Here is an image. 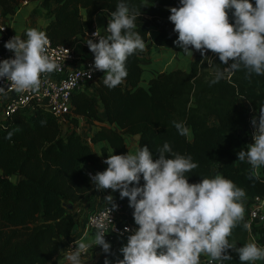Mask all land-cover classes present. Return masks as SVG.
Returning <instances> with one entry per match:
<instances>
[{"label": "trees", "instance_id": "obj_1", "mask_svg": "<svg viewBox=\"0 0 264 264\" xmlns=\"http://www.w3.org/2000/svg\"><path fill=\"white\" fill-rule=\"evenodd\" d=\"M22 1L0 0V15H14ZM250 2L254 5L255 0ZM116 3L41 0L33 12L42 13L47 20L44 32L53 44H69L93 28L96 15L110 18ZM129 3L140 8L136 30L146 39L147 48L128 57V75L122 84L109 89L100 77L93 91L86 90L88 85L75 91L66 129L44 109L32 113L18 110L0 119V264H57L72 242L84 209L94 205L101 194H111L116 204H122L121 218L137 226L128 199H121L118 191H96L86 175L87 168L82 166L89 163L96 172L104 171L107 165L92 146H97L103 161L109 154H126L128 139L135 134H139L138 140L133 139L137 147L147 145L153 159L165 141L173 151L191 155L199 167L187 174L189 183L199 182L200 176L211 178L216 166L220 174L246 190L245 212L254 196H264V171L254 173L236 155L248 144L250 109L258 115L264 106V76L253 74L248 79L241 70L210 86L217 68L224 65L214 53L209 58L211 51L207 58L196 51L188 70H165L143 84V63L152 44L184 54L173 44L178 34L165 8L178 7L179 0ZM229 22H233L232 10ZM151 30L155 33L148 41L146 34ZM80 118L89 127L95 125L89 130V141L77 130ZM174 120L186 124L187 136L177 133L171 123ZM17 127L20 131L11 140L5 139L8 131ZM232 233L230 240L237 247L247 242L243 223ZM229 254L232 260L223 264H241L236 253L229 250Z\"/></svg>", "mask_w": 264, "mask_h": 264}, {"label": "clouds", "instance_id": "obj_2", "mask_svg": "<svg viewBox=\"0 0 264 264\" xmlns=\"http://www.w3.org/2000/svg\"><path fill=\"white\" fill-rule=\"evenodd\" d=\"M169 12L168 20L178 34L173 41L176 47L191 55L190 49H194L205 58L211 51L227 65L217 68L210 86L226 73L241 70L248 79L253 74L264 76V0H255L254 5L250 0H179V6ZM140 15V8L131 6L129 0H117L104 34L95 30L85 42L93 54L92 67L104 73L102 82L109 89L126 79L128 57L147 48L146 39L136 30ZM49 46L46 33L36 28L9 38L4 48L13 56L0 60V79L8 82L7 89L0 86V94L38 92L41 75L61 69L49 54ZM171 123L180 136L189 134L183 121ZM250 124L252 143L236 155L255 172L264 166V106ZM18 131V127L8 131L5 139L11 140ZM156 153L158 157L153 159L148 146L139 145L134 152L109 154L102 161L107 165L104 171L88 173L96 191H118L133 209L138 228L125 227L120 233L131 232L119 250L123 259L116 264H201L202 255L209 258L207 264H223L232 260L229 250L237 254L241 264L264 260V247L254 239L239 247L230 240L232 230L241 223L245 230L251 228L245 221V189L219 172L213 178L200 176L199 182L189 183L187 174L199 167L191 155L173 151L167 141ZM104 200L109 207L102 219L94 222L96 233L88 242L84 238L73 241L64 257L67 264H83L82 255L97 246L106 254L104 264H110L107 254H111V245L105 240V230L112 225L111 213L118 205L111 194Z\"/></svg>", "mask_w": 264, "mask_h": 264}, {"label": "built area", "instance_id": "obj_3", "mask_svg": "<svg viewBox=\"0 0 264 264\" xmlns=\"http://www.w3.org/2000/svg\"><path fill=\"white\" fill-rule=\"evenodd\" d=\"M28 1L21 2V6H24ZM20 6V7H21ZM108 17L105 18L103 30L98 29L96 26L90 31H86L84 34L75 38L69 44H53L50 41L49 54L53 56L58 64L61 65V69L52 73H44L41 75V86L38 92H25L16 93L15 91H8L7 95L0 94V119H5L12 113L18 110H22L26 113H32L38 109H44L52 113L59 121L60 124L68 122L66 116L70 113L71 97L75 91L83 90L87 85L96 83L97 79L103 77L104 73L97 71L92 67L93 54H87L86 50H89L86 45L87 38H91V33L95 30L104 34V28L107 26ZM21 35L13 30L11 24L0 17V60L8 59L13 54L4 48V43L14 35ZM22 36V35H21ZM214 54L210 52L209 58H213ZM227 67V65H224ZM231 74H225L226 78H229ZM8 82L4 79H0V86H5L7 89ZM251 115L247 124V136L248 144L252 143L253 128L250 124L251 118L256 115L253 109H250ZM65 125V124H64ZM90 131L87 134V141L90 139ZM250 166V165H249ZM251 167V166H250ZM86 175L90 184V177L88 173L95 175L93 170H86ZM254 172V171H253ZM260 168L255 170L254 173H259ZM93 186V185H92ZM93 188H95L93 186ZM104 196V195H103ZM117 210L111 213L112 225L108 224L105 230V240L109 243L116 242L119 239L127 238L129 233H124L123 229L128 227L129 229L138 228L135 225L130 224L125 219L121 218L122 204L118 203ZM109 205L106 201H103L98 207L92 209L85 218V226L87 229L94 230L97 228L95 221L102 219L103 213L107 210ZM264 196H254L248 204L245 212V221L251 225L250 231L247 230V241L255 240L256 243L264 247V239L259 240L254 235V229L260 230L264 237ZM72 245V244H70ZM123 259V258H122ZM208 257L204 258V262L207 264ZM213 264L217 262L213 261Z\"/></svg>", "mask_w": 264, "mask_h": 264}, {"label": "rangeland", "instance_id": "obj_4", "mask_svg": "<svg viewBox=\"0 0 264 264\" xmlns=\"http://www.w3.org/2000/svg\"><path fill=\"white\" fill-rule=\"evenodd\" d=\"M36 3L41 4V0H38V2H35V4L26 6V9H24L26 11L24 12V15L22 18H19V15L23 9L17 13L18 15H17L16 19H19V20H21V19L25 20L26 19V22L22 23L23 25H25L26 29L36 28L38 30H41V26L39 24V21L43 20V16H42L43 14L33 12V9H34ZM33 5H34V7H33ZM20 6H21V3H20ZM21 7L25 8L23 6H21ZM7 16H2V18L7 21V19H6ZM0 17H1V15H0ZM104 21H105V19H104ZM13 23L14 24H21L19 21L18 22L15 21V22L10 23L12 27H14ZM103 25H104V23L99 28L100 30H103ZM14 29L18 30L19 28L14 27ZM26 29L21 33L22 36H23L24 32L26 31ZM189 56H190V54L178 53V52L173 51L172 49H165V48L159 49L157 51V53H155V56L153 57V59H150V58L146 59L145 58L146 60L143 63V75L146 76V70L150 69V67L155 71V70H160L164 67L167 68V70H170L173 68L186 66L188 63ZM158 63H159V65H158ZM95 86H96V83H92L86 87V90L87 91H93ZM68 125H69V121L68 122L66 121L65 123L61 124L63 129H66L68 127ZM77 128H78L77 130H79V132L82 133L84 138L87 139V137H88L87 134L90 130L89 124L80 118L79 119V126ZM134 142L135 141L133 140V138H130L128 140V144H129L128 147H129L130 151H132V144ZM92 169L93 168L91 166H89V167L87 166V170H92ZM212 171H213L212 177H214L216 175L217 167L214 166ZM96 200L97 201L94 205H89L88 207H86L84 209V212H83L82 216L80 217V221L83 220V222H84L86 216L89 214L91 209L98 207L103 201H105L104 197L102 195H100ZM97 253H99L101 256H98ZM65 255H66V253H64V256L57 262V264H67V261L64 258ZM102 255H103V252L97 246V247H94L93 249H89L88 253L82 255L81 259L83 261V264L88 263V262H97V261L102 260V258H103Z\"/></svg>", "mask_w": 264, "mask_h": 264}, {"label": "crops", "instance_id": "obj_5", "mask_svg": "<svg viewBox=\"0 0 264 264\" xmlns=\"http://www.w3.org/2000/svg\"><path fill=\"white\" fill-rule=\"evenodd\" d=\"M35 2H38V0H34V1H31V2H28L26 5H24L23 7H25V8H20L14 15H9V16H7V21L9 22V23H12V22H15V21H19L21 24H14L13 23V26L14 27H16V28H19L18 30H16V29H14V27H13V30L14 31H16V32H18V33H22L26 28H25V25H23L22 23H24V22H26V19L25 20H19V19H16V17H17V13L20 11V10H22L21 11V13H20V15H19V18H22L23 17V15H24V12L26 11V10H24V9H26V6H28V5H32V4H35ZM41 4H38V3H36V5H35V7H39ZM33 7H34V5H33ZM104 19H105V17H103L102 15H96L95 17H94V22H93V26H96L98 29L102 26V24L104 23ZM46 23H47V20H45L44 19V17H43V20L42 21H39V24H40V26H41V31H44V27H45V25H46ZM22 28V29H21ZM150 36H148V41H151L152 40V37H153V34L155 33V30H151L150 32ZM79 37V35L76 37V38H78ZM163 48H165V49H169V48H167V47H161V46H156V45H154V44H152V46H151V48H150V56H149V58L150 59H153V57L155 56V53H157V51L159 50V49H163ZM86 50V53L87 54H92L89 50H87V49H85ZM191 51H192V55L190 54V56H189V58H188V63H187V65L186 66H183V67H178V68H181V69H183V70H188L189 69V64H190V61H191V59L193 58V56H194V54H195V50L194 49H190ZM151 61V60H150ZM158 65H159V63H158ZM154 68V67H153ZM165 70H167V68H162V69H160V70H153L151 67H150V69H148V70H146V76H144L143 75V81H142V83L143 84H146V82H147V80L150 78V77H152V76H155L157 73H159V72H162V71H165ZM215 119V117H213V120ZM90 129H95V125H90ZM129 140V139H128ZM129 145V144H128ZM136 148H137V144L134 142L133 144H132V151H130L129 150V147H128V152H134L135 150H136ZM92 150L99 156V158L101 159V162H102V158H101V156H100V153H99V151H98V148H97V146L96 145H93L92 146ZM82 166L84 167V168H87V166L89 167V166H91V164H89V163H82ZM92 167V166H91ZM93 168V167H92ZM93 171H95V169L93 168L92 169ZM260 171H264V166H261L260 167ZM96 172V171H95ZM217 172L218 171H216V174H217ZM212 176H213V171H212ZM211 178H213V177H211ZM102 196L104 195V194H101ZM103 197H105V195L103 196ZM254 235L259 239V240H262L263 241V239H264V237H263V235H262V233L263 232H261L260 230H258L257 228H255L254 229ZM85 234H87V236L85 235ZM94 234H95V231L94 230H90V229H87L86 228V226H85V221L83 222V220H81V221H79L78 222V224H76V226H75V231H74V233L71 235V239H72V242H71V244L73 243V241L74 240H77V239H81V238H84L85 240H86V242H88V240H89V238H91L92 236H94ZM126 243H127V238H124V239H119V240H117L116 242H113V243H110V245H111V254H107V259L109 260V262H110V264H116V261L117 260H120V259H122L123 258V255H122V253L119 251L120 250V248L122 247V246H124V245H126ZM68 251V250H67ZM66 251V252H67ZM97 255L98 256H101L99 253H97ZM102 260H101V262H102V264H104V259L106 258V254H104L103 253V255H102ZM206 256H201V264H206L205 262H204V258H205ZM255 264H264V260H260V261H255L254 262Z\"/></svg>", "mask_w": 264, "mask_h": 264}, {"label": "water", "instance_id": "obj_6", "mask_svg": "<svg viewBox=\"0 0 264 264\" xmlns=\"http://www.w3.org/2000/svg\"><path fill=\"white\" fill-rule=\"evenodd\" d=\"M171 7H172L171 5L165 6V8H167V9H170ZM133 139H134V140H138V139H139V134H135V135L133 136Z\"/></svg>", "mask_w": 264, "mask_h": 264}]
</instances>
